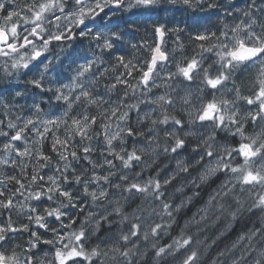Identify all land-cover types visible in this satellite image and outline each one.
<instances>
[{"label": "clouds", "instance_id": "clouds-1", "mask_svg": "<svg viewBox=\"0 0 264 264\" xmlns=\"http://www.w3.org/2000/svg\"><path fill=\"white\" fill-rule=\"evenodd\" d=\"M69 3L0 0V28L15 46L0 52V138L13 131L10 123L19 128L31 118L42 128L56 118L47 125L52 142L59 136L70 146L47 162L56 169L44 177L49 192L23 177L30 162L39 175L45 168L36 159L43 145L38 137L24 133L25 157L0 140V190L13 200L11 208L0 207V216L7 210L18 225V231L0 233V264H61L72 248L83 255L65 264H264V112L255 101L264 54L249 57L241 48V42L264 47V0H154L163 16L141 14L136 0H121L118 9L87 0V7L100 3L107 11L84 16L83 25L60 11ZM177 11L207 15L184 19L187 27H167L166 58L157 59L145 84L154 44L141 29L146 22L181 23ZM125 21H136L138 30ZM114 29L120 38L107 50L103 41ZM193 33L208 39L197 41ZM61 34L62 41L49 39ZM192 61L186 76L182 69ZM82 65L90 71L80 75ZM210 104L211 116L201 119ZM84 147L86 156L70 155ZM14 169L25 179L18 196L7 179ZM36 193L47 198V207ZM33 225L47 229L52 243L33 235Z\"/></svg>", "mask_w": 264, "mask_h": 264}, {"label": "snow or ice", "instance_id": "snow-or-ice-1", "mask_svg": "<svg viewBox=\"0 0 264 264\" xmlns=\"http://www.w3.org/2000/svg\"><path fill=\"white\" fill-rule=\"evenodd\" d=\"M86 2L87 0H70L69 6L66 8H61L60 11L62 13H64L65 18L68 21H72L73 17H75V22L83 25L85 23L83 17L86 15H90L93 13H104L106 12V8L100 4V3H96L93 7H87L86 6ZM137 4L140 6L139 11L141 12V14L144 13H148V14H158L161 13L164 9L163 6L157 7L154 3V0H136ZM104 3L109 5L110 7L114 8V9H118L120 8L121 5V0H104ZM189 0H185V4H188ZM210 7L212 8H216L217 5H210ZM44 11V6H41V12ZM14 15V13L12 12H8L7 13V17L8 19H11L12 16ZM36 16V18H39L40 13L37 12L34 14ZM57 19H59V17H57ZM125 27L130 29L132 32L137 31V28H134V26L136 25V21H125ZM17 25H13L11 28V31L13 33V35L16 34L17 31ZM68 31H71V23L69 24V27L67 29ZM178 31V29H177ZM33 35H35L37 37V39L40 40H44L43 37L38 36V34L36 33V29H33ZM81 36L84 35V32L80 33ZM153 35L158 37V42L154 44V46L151 48V61H150V66L149 69L147 71H144L142 74V80L145 84H147L150 75H151V70L152 67L155 66V63L157 61V59H165L166 55L165 53L162 51V45L164 43L165 37L167 35V27L166 25L163 24H154L153 25ZM64 35H55L53 37H50V40H55L57 42L62 41L64 39ZM97 40H100L101 37L99 35H97L95 37ZM120 37L116 35V30H113V38L111 40L105 39L103 41V47L107 50H113V43L115 42V40H118ZM195 40L197 41H205L208 39L207 35H202V34H197L194 37ZM257 41L259 42V37H257ZM24 43L27 44L28 40L27 38H25ZM142 45V43H141ZM141 45H136L133 44V47H138ZM5 48L9 49V50H15V46L12 43V41L9 39V36L7 34V32L4 31V29L0 28V52H3L5 50ZM241 48L243 49V51L245 53L248 54L249 57L254 56L256 54H264V47H247L243 44V42H241ZM37 55H39V52H37ZM233 57L235 58L237 53L233 52L232 53ZM244 58V57H241ZM117 60L120 61V63L122 65H124V55H119L116 57ZM125 67H127V65H124ZM195 66V61H192L188 67L182 69V71L184 72V74L187 76L191 70V68H193ZM82 72L80 73V75H83L84 72L90 71V65H82ZM218 81H209L210 84H212L213 86H215V84ZM118 83L127 86V81L124 80H118ZM38 86V85H37ZM115 86V85H114ZM84 96L87 97L88 93L85 92ZM65 99H67V97H65ZM77 99H79V97H77ZM247 103L249 105L254 104V100L252 96H248L246 97ZM255 101L257 103V106L259 108L260 112H264V83H260L258 85V89L255 92ZM215 108L214 104H210L208 106V110L205 111L204 115L201 116V119H205L206 117H210L211 116V111H209L210 109ZM255 118V117H253ZM58 119L53 118V119H46L43 121V124L45 125L42 128H37L36 127V121L29 118L26 119L23 126L16 128V125L13 123H10L8 126L10 128L13 129L12 134L10 135L9 133H3L2 137H3V141H4V147L5 149H7L8 147H13L15 149V155L17 157H25L28 155V150L26 149L23 141H24V133H26L27 131H31L33 132L39 139V141L43 144L44 140L46 139V135L48 136L50 133L52 134V130L47 127L48 124H56L58 123ZM2 123V122H0ZM76 122L74 121V124ZM93 123H95V121L93 120ZM78 135H80L82 138H84V133L82 131H79L77 133ZM129 134L131 135L132 132L131 130H129ZM9 135H10V140H9ZM182 143V142H180ZM70 146L68 145L67 139L61 140V138L59 136H55L53 137V142H52V151L56 152L58 155L60 154L61 149L67 151V149ZM248 146H242V148H247ZM83 151V153L85 154V156L88 154V152L90 151V149L88 147H84L81 149ZM70 155L73 158H76L78 156V152H76L75 150H73ZM62 159H67V156L61 157ZM36 159L38 160V162L43 165V166H47V162L51 159L50 156L45 155L43 153V151H39L37 153ZM41 161H43V163H41ZM12 167L15 168V162H12ZM23 177L27 178V172L25 170V172L23 173ZM31 180L33 182H36L38 180H44L43 176H40L37 171L35 166L32 167V174L30 176ZM8 181L10 184H15L18 185V187L15 188V191H13L11 189V192L13 194L15 193H19V191L21 189H23L25 187V184L21 182V179L17 178V176L15 175H9L7 177ZM50 180H52V177H49ZM65 179H67V177H65ZM246 180L248 179H254V177H245ZM137 187V186H134ZM47 191H51L50 188L46 189ZM62 195H64L65 197L69 196L70 193L68 192H62ZM7 197V198H5ZM33 198L37 201H39L41 199V195L39 193H36L33 195ZM13 205V200L11 198V196L8 193V190H0V207L4 208V209H8L11 208ZM33 211H35L33 209ZM44 219L43 216L37 214L36 215V222L38 223V225L40 227H46L45 224H41L40 221H42ZM13 222H12V218L11 216L7 219V221L3 222L2 225H0V233H3L5 230H10V231H18L17 228L13 227ZM33 235H38L37 233H33ZM83 236V233H81L79 236H76V240L77 241H81V238ZM44 243L46 244H50L52 243V241L50 240H45ZM83 253L77 251L76 248H72L68 255L66 257L62 258L61 264H65L66 261H70L73 257H77V256H82ZM63 256V254L61 252H57V257L58 259H60ZM3 257H0V260H2Z\"/></svg>", "mask_w": 264, "mask_h": 264}, {"label": "trees", "instance_id": "trees-1", "mask_svg": "<svg viewBox=\"0 0 264 264\" xmlns=\"http://www.w3.org/2000/svg\"><path fill=\"white\" fill-rule=\"evenodd\" d=\"M153 15H155V14H153ZM160 15L163 16V13H161ZM175 17H176V20H177V21H181V12L177 11V12L175 13ZM161 23H162V22H161ZM161 23H158V24H161ZM180 25H181V23H179V25H178V23L175 24V25H173L172 23H169V24L166 25V27H173V26L181 27ZM134 28H138V26L135 25ZM144 30H147V31L149 32V36H148L149 42H151V43H153V44L157 43V37H156V41L154 40V39H155V36L153 35V27H151L150 25H148L147 22H146V24H145V28L141 29V35L143 34V31H144ZM194 36H196L195 33L192 34V37H194ZM166 40H169V41L171 40L170 35H168V34L166 35ZM139 43H143V41L141 40V41H139ZM134 74H135V73H134ZM119 87H124V85H120ZM25 115H27V113H25ZM0 118L3 119L4 117H3L2 115H0ZM21 119H23V117H21ZM5 130H6V129H5ZM11 134H12V132L10 131V135H11ZM25 134H27V135L29 136V138H31V136L34 135V133L31 132V131H27ZM51 137H52V134L50 133V134L48 135V138L44 140L43 145H42V151H43V153H44L45 155H48V156H50L51 158L55 159V158L58 157V154H57L56 152H53V151H52V138H51ZM2 140H3V139H2ZM82 153H83V151L80 150V151L78 152V155H81ZM41 163H43V161H41ZM82 164H85V162L82 161ZM47 169H48V167H45V168L40 172V175H41L42 172H44V171L47 170ZM26 172H27L28 177H30L31 174H32L31 162H30V166L26 169ZM10 174H11V175H16V176H18V178L21 179V182H22V183H25V179H24L23 177H19V169L11 170V171H10ZM9 187H10L13 191H15V188L18 187V185L10 184ZM2 222H3V221H2V217L0 216V224H2Z\"/></svg>", "mask_w": 264, "mask_h": 264}, {"label": "rangeland", "instance_id": "rangeland-1", "mask_svg": "<svg viewBox=\"0 0 264 264\" xmlns=\"http://www.w3.org/2000/svg\"><path fill=\"white\" fill-rule=\"evenodd\" d=\"M0 119H1V118H0ZM6 130H7V129H6ZM2 139H3V138H0V140H2ZM83 155H85V154L82 153L80 156H83ZM93 155L96 156L97 154H93ZM69 159H71V157H69ZM82 161L85 162V164H83V165L88 166V162H87V161H85V160H81V162H80L81 164H82ZM75 167H76V168H79V165H75ZM54 172H56V169H54V168H53V169H49V168H48L47 170H45L44 172H42L40 176H43V177L46 178L47 175H52ZM69 176H70V173H69ZM38 183L43 184L45 190L48 188V183L46 182V179H44V180H38ZM69 183H70V181H69ZM18 195H19V194L17 193V196H18ZM21 199H22V197H21ZM41 199H42V201H43L42 206H43V207H47V205H48L47 198H46V197H42ZM10 216H11V218H12V214L9 213L7 210H4V214L1 216V217H2V221H3V222L7 221V219H8ZM3 222H2V224H3ZM25 222H26V221H25ZM2 224H0V225H2ZM13 227H14V228H17L18 225H17V224H13ZM32 228H33V229H38L37 234H38V235H41V241H42V243H43L45 240L50 239V237H51V233L48 232L47 229H39L38 226H36V225H33ZM61 235H63V233H61Z\"/></svg>", "mask_w": 264, "mask_h": 264}, {"label": "flooded vegetation", "instance_id": "flooded-vegetation-1", "mask_svg": "<svg viewBox=\"0 0 264 264\" xmlns=\"http://www.w3.org/2000/svg\"><path fill=\"white\" fill-rule=\"evenodd\" d=\"M107 11V10H106ZM180 12V11H179ZM206 13H204V12H199L198 14H196V13H193V15H191V16H187V15H185V14H183L182 12H181V27H187V25H185V24H183L182 23V21L184 20V19H187V20H189V21H191L192 19H196L197 21H199V20H202V19H205L206 18ZM221 15H223V13H221ZM201 18V19H200ZM76 35H78V33L76 34ZM195 37V36H194ZM194 37H192L193 39H194ZM166 40V39H165Z\"/></svg>", "mask_w": 264, "mask_h": 264}, {"label": "bare ground", "instance_id": "bare-ground-1", "mask_svg": "<svg viewBox=\"0 0 264 264\" xmlns=\"http://www.w3.org/2000/svg\"><path fill=\"white\" fill-rule=\"evenodd\" d=\"M176 18V17H175ZM201 19V18H200ZM178 25H179V23H178ZM181 26V25H180ZM155 41H156V36H155V39H154Z\"/></svg>", "mask_w": 264, "mask_h": 264}, {"label": "water", "instance_id": "water-1", "mask_svg": "<svg viewBox=\"0 0 264 264\" xmlns=\"http://www.w3.org/2000/svg\"><path fill=\"white\" fill-rule=\"evenodd\" d=\"M157 42H158V37H157Z\"/></svg>", "mask_w": 264, "mask_h": 264}]
</instances>
